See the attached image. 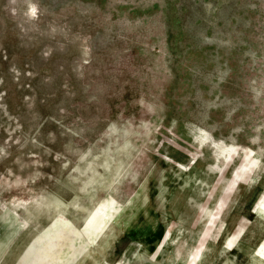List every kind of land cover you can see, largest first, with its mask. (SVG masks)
I'll use <instances>...</instances> for the list:
<instances>
[{"label":"rangeland","instance_id":"374dc122","mask_svg":"<svg viewBox=\"0 0 264 264\" xmlns=\"http://www.w3.org/2000/svg\"><path fill=\"white\" fill-rule=\"evenodd\" d=\"M0 264H264V0H0Z\"/></svg>","mask_w":264,"mask_h":264}]
</instances>
